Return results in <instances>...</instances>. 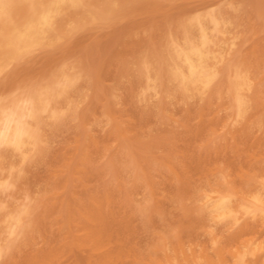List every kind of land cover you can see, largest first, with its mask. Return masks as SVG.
<instances>
[{
  "label": "rangeland",
  "instance_id": "1",
  "mask_svg": "<svg viewBox=\"0 0 264 264\" xmlns=\"http://www.w3.org/2000/svg\"><path fill=\"white\" fill-rule=\"evenodd\" d=\"M23 1L0 0V264H264V0ZM190 48L194 80L181 57Z\"/></svg>",
  "mask_w": 264,
  "mask_h": 264
},
{
  "label": "bare ground",
  "instance_id": "2",
  "mask_svg": "<svg viewBox=\"0 0 264 264\" xmlns=\"http://www.w3.org/2000/svg\"><path fill=\"white\" fill-rule=\"evenodd\" d=\"M25 1H26V0H25ZM25 1H23V3H24ZM28 1H29V0H28ZM30 1H31V0H30ZM101 1H102V0H101ZM108 1H109V0H108ZM108 1H107V2H108ZM112 1L115 2L114 0H112ZM119 1H120V0H119ZM210 1H211V0H210ZM35 2H36V1H35ZM69 2H70V1H69ZM178 2H179V1H178ZM180 2H181V1H180ZM195 2H196V1H195ZM0 3H1V2H0ZM26 3H29V2H26ZM36 3H37V2H36ZM41 3H42V2H41ZM44 3H45V1H44ZM65 3H67V2H65ZM74 3H75V5H76V2H74ZM101 3H103V2H101ZM104 3H105V2H104ZM115 3H116V2H115ZM197 3H198V2H197ZM203 3H204V2H203ZM213 3H214V1H213ZM213 3H212V4H213ZM68 4H70V3H68ZM72 4H73V3H72ZM108 4H109V3H108ZM110 4H111V3H110ZM112 4H113V3H112ZM140 4H141V3H140ZM172 4H173V3H172ZM200 4H201V3H200ZM200 4H199V5H200ZM205 4H206V7H207V5H210V2H209V4H207V3H205ZM26 5H27V4H26ZM33 5H34V4H33ZM44 5H46V4H44ZM66 5H67V4H66ZM102 5H103V4H100V5H98V6H102ZM115 5H116V4H115ZM138 5H139V4H138ZM202 5L204 6V4H201L200 6H202ZM70 6H71V5H70ZM79 6H80V5H79ZM103 6H104V5H103ZM113 6H114V4H113ZM135 6H136V5H135ZM20 7H21V6H20ZM26 7H27V6H26ZM53 7H54V6H53ZM68 7H69V6H68ZM76 7H78V6H76ZM115 7H116V6H115ZM206 7H205V8H206ZM74 8H75V7H74ZM79 8H80V7H79ZM102 8H103V7H102ZM102 8H101V9H102ZM20 9H21V8H20ZM27 9H28V8H27ZM71 9H72V8H71ZM99 9H100V7H99ZM114 9H115V8H114ZM29 10H31V9H29ZM33 10H34V7H33ZM33 10H32V11H33ZM102 10H104V8H103ZM137 10H138V9H137ZM11 11H12V10H11ZM19 11H21V10H19ZM24 11H25V10H24ZM34 11H35V10H34ZM37 11H38V10H37ZM65 11H66V8H65ZM65 11H64V12H65ZM70 11H71V10H70ZM204 11H205V10H204ZM17 12H18V11H17ZM38 12H39V11H38ZM41 12H42V11H41ZM104 12H105V11H104ZM241 12H242V11H241ZM13 13H14V12H13ZM45 13H46V12H45ZM66 13H67V12H66ZM208 13H209V11H208ZM63 14H64V13H63ZM103 14H104V13H103ZM106 14L108 15V12H106ZM115 14H116V13H115ZM241 14H242V13H241ZM26 15H27V13H26ZM40 15H41V13H40ZM80 15H81V14H80ZM82 15H83V14H82ZM113 15H114V14H113ZM116 15H117V14H116ZM213 15H214V14H213ZM53 16H54V15H53ZM214 16H215V15H214ZM244 16H245V15H244ZM10 17H11V16H10ZM30 17H31V16H30ZM60 17H61V16H60ZM63 17H64V16H63ZM78 17H81V16H78ZM108 17H109V16H108ZM238 17H239V16H238ZM18 18H20V17H18ZM45 18H46V17H45ZM55 18H56V16H55ZM55 18H54V19H55ZM136 18H137V17H136ZM216 18H217V16H216ZM38 19H39V18H38ZM83 19H84V18H83ZM29 20H30V19H29ZM41 20H43V19H41ZM19 21H20V20H19ZM21 21H22V20H21ZM77 21H78V20H77ZM96 21H97V20H96ZM239 21H240V20H239ZM14 22H15V21H14ZM52 22H53V21H52ZM52 22H51V23H52ZM56 22H58L57 19H56ZM59 22H60V21H59ZM79 22H80V20H79ZM79 22H78V24H79ZM188 22H190V21H188ZM192 22H193V21H192ZM192 22H191V23H192ZM46 23H47V22H46ZM175 23H176V22H175ZM191 23H190V24H191ZM232 23H233V22H232ZM237 23H238V22H237ZM22 24H23V23H22ZM22 24H21V25H22ZM49 24H50V23H49ZM76 24H77V23H75V25H76ZM244 24H245V23H244ZM50 25H51V24H50ZM57 25H58V24H57ZM71 25H72V24H71ZM15 26H16V24H15ZM47 26H48V25H47ZM51 26H52V25H51ZM217 26H218V25H217ZM226 26H227V29H228V25H226ZM241 26H242V24H241ZM24 27H25V26H24ZM2 28H3V27H2ZM74 28H75V26H74ZM74 28H73V30H74ZM76 28H77V27H76ZM171 28H172V27H171ZM233 28L236 29L235 27H233ZM237 28L239 29V27H237ZM242 28H243V27H242ZM6 29H7V28H6ZM35 29H36V28H35ZM35 29H34V30H35ZM231 29H232V27H231L229 30L231 31ZM234 29H232V30H234ZM238 29H237L236 31H238ZM249 29H250V28H249ZM39 30H40V29H39ZM179 30H180V29H179ZM195 30H196V29H195ZM0 31H1V30H0ZM2 31H3V30H2ZM28 31H29V30H28ZM47 31H48V30H47ZM49 31H50V30H49ZM74 31H75V30H74ZM74 31H73V32H74ZM243 31H245V29H243ZM25 32H26V30H25ZM175 32H176V31H175ZM181 32H182V31H181ZM206 32H207V31H206ZM234 32H235V31H233V33H234ZM245 32H246V31H245ZM245 32H244V33H245ZM70 33H71V32H70ZM196 33L198 34L197 31H196ZM225 33H226V32H225ZM228 33L231 34V32H228ZM233 33H232L231 35H233ZM236 33H237V32H236ZM236 33H235V36H237ZM239 33H240V32H239ZM239 33H238V34H239ZM2 34H4V33H2ZM66 34H67V33H66ZM179 34H180V33H179ZM207 34H209V33L207 32ZM5 35H6V34H5ZM5 35H4V36H5ZM14 35H15V34H14ZM52 35H53V34H51V36H52ZM33 36H34V35H33ZM195 36H196V35H195ZM195 36H194V37H195ZM239 36H240V35H239ZM11 37L13 38V36H11ZM49 37H50V36H49ZM54 37H55V36H54ZM197 37H198V35H197ZM201 37H202V35H201ZM208 37H209V36H208ZM231 37H232V36H231ZM6 38H7V36H6ZM9 38H10V37H9ZM19 38H20V37H19ZM205 38H207V37H205ZM44 39H45V38H44ZM44 39H43V40H44ZM181 39H182V37H181ZM194 39H195V38H194ZM233 39H234V38H233ZM233 39H232V40H233ZM237 39H238V38H237ZM8 40H9V39H8ZM26 40H27V39H26ZM45 40H47V39H45ZM45 40H44V41H45ZM179 40H180V38H179ZM189 40H190V39H189ZM189 40H188V41H189ZM201 40H202V38H201ZM210 40H212V39L210 38ZM235 40H236V39H235ZM1 41H2V40H1ZM11 41H12V40H11ZM13 41H14V40H13ZM17 41H18V40H17ZM17 41H16V42H17ZM23 41H24V40H23ZM23 41H22V42H23ZM32 41H33V39H32ZM199 41H200V40H199ZM5 42H6V41H5ZM35 42H36V41H35ZM193 42H194V40H193ZM202 42H203V41H202ZM225 42H226V41H225ZM228 42H229V41H228ZM235 42H236V41H235ZM237 42H238V41H237ZM237 42H236V43H237ZM10 43H11V42H10ZM18 43H19V42H18ZM20 43H21V42H20ZM42 43H43V42H42ZM180 43H181V42H180ZM188 43H189V42H188ZM197 43H200V42L197 41ZM232 43H233V41H232ZM232 43H231V44H232ZM236 43H235V45H236ZM38 44H39V43H38ZM177 44H178V43H177ZM194 44H195V43H194ZM215 44H216V43H215ZM3 45L5 46V44H3ZM8 45H9V44H8ZM76 45H77V44H76ZM174 45H175V44H174ZM184 45H185V44H184ZM237 45H238V44H237ZM186 46H187V45H186ZM211 46H212V45H211ZM231 46H233V45H231ZM249 46H250V45H249ZM2 47H3V46H2ZM2 47H1V49H3ZM13 47H16V48H17L18 46H13ZM31 47H32V46H31ZM47 47H48V46H47ZM47 47H46V49H47ZM183 47H185V46H183ZM183 47H182V48H183ZM189 47H190V46H189ZM195 47H196V46H195ZM254 47H255V46H254ZM11 48H12V47H10V49H11ZM29 48H30V47H29ZM34 48H36V46H35ZM42 48H43V47H42ZM44 48H45V46H44ZM44 48H43V49H44ZM199 48H200V47H199ZM245 48H247V47L245 46ZM23 49H25V48H23ZM38 49H39V48H38ZM38 49H37V51H38ZM183 49H184V48H183ZM28 50H29V49H28ZM30 50H32V49H30ZM202 50H203V49H202ZM241 50H242V49H241ZM251 50H252V49H251ZM3 51H6V50L4 49ZM232 51H234V50H232ZM242 51H243V50H242ZM11 52H12V50H11ZM23 52H24V51H23ZM249 52H250V51H249ZM3 53H4V52H3ZM12 53H13V52H12ZM224 53H225V52H224ZM230 53L233 54L231 51H230ZM34 54H35V53H34ZM246 54H247V56H248L249 53H246ZM257 54H258V53H257ZM1 55H2V54H1ZM1 55H0V56H1ZM9 55H10V54H9ZM9 55H8V56H9ZM18 55H19V54H18ZM238 55H239V54H238ZM238 55H237V56H238ZM242 55H243V54H242ZM251 55H252V54H251ZM261 55H262V54H261ZM6 56H7V55H6ZM176 56H177V55H176ZM193 56H195V48H194V49L190 48V49L187 50V51H182V54H181L182 62L186 65V69H187L188 73L190 74V76H191V77L193 78V80H194V78H195V74H196L197 76L200 75V74L198 73L199 71L196 70V68H195V64L191 61V59L193 58ZM204 56H205V55H204ZM231 56H232V55H231ZM234 56H235V55H234ZM32 57H33V56H32ZM221 57H222V55H221ZM241 57H242V56H241ZM259 57H260V56H259ZM11 58H12V57H11ZM16 58H18V56H17ZM213 58H214V57H213ZM213 58H212V59H213ZM227 58H228V57H227ZM237 58H238V59H237ZM237 58H236L235 60H238V61H236V62H238V65L235 64V66H238L237 69L239 70V57H237ZM260 58H261V57H260ZM207 59H209V58H207ZM240 59H241V58H240ZM244 59H245V58H244ZM246 59H247V58H246ZM2 60H3V59H2ZM128 60H129V59H128ZM193 60H194V59H193ZM213 60H215V59H213ZM241 60H242V59H241ZM260 60H261V59H260ZM260 60H259V61H260ZM5 61H7V60H5ZM38 61H39V60H38ZM52 61H53V60H52ZM73 61H74V60H73ZM197 61H198V60H196L195 62H197ZM207 61H208V60H207ZM233 61H234V60H233ZM233 61H231V62H233ZM12 62H13V61H12ZM36 62H37V61H36ZM208 62H209V61H208ZM208 62H207V63H208ZM217 62H218V61H217ZM222 62H223V60H222ZM222 62H221V63H222ZM225 62H226V60H225ZM243 62H244V61H243ZM5 63H6V62H5ZM8 63H9V60H8ZM116 63H117V62H116ZM209 63H210V62H209ZM218 63H219V62H218ZM218 63H217L216 65H214V66L217 67V66H218ZM234 63H235V62H234ZM2 64H3V63H2ZM241 64L244 65L243 63H241ZM252 64H254V63H252ZM6 65H7V64H6ZM197 65H199V64H197ZM4 66H5V65H4ZM70 66H71V65H70ZM201 66H203V65H201ZM219 66H220V65H219ZM222 66H223V65H222ZM230 66H231V65H230ZM23 67H24V66H23ZM39 67H40V66H39ZM63 67H65V66H63ZM212 67H213V65H212ZM232 67H233V65H232ZM241 67H242V66H241ZM258 67H259V66H258ZM0 68H1V67H0ZM35 68H36V67H35ZM60 68H61V67H60ZM60 68H59V69H60ZM66 68H67V67H65V69H66ZM214 68H215V67H214ZM68 69H69V68H68ZM197 69H198V68H197ZM233 69H234V67H233ZM235 69H236V68H235ZM237 69H236V70H237ZM242 69H243V68H242ZM244 69H245V68H244ZM1 70H2V69H1ZM1 70H0V71H1ZM56 70H57V69H56ZM63 70H64V69H63ZM63 70H61V72H62ZM129 70H130V69H129ZM132 70H133V69H132ZM202 70H203V69H202ZM217 70H218V69H217ZM220 70H221V69H220ZM236 70L233 71V72H235V74L238 72V70H237V71H236ZM64 71H65V70H64ZM205 71H206V70H205ZM209 71H210V69H209ZM242 71H244V70H242ZM242 71H241V72H242ZM262 71H263V70H262ZM81 72H82V71H81ZM81 72H80V73H81ZM127 72H128V71H127ZM206 72H207V71H206ZM210 72H211V71H210ZM55 73H56V72H55ZM67 73H68V72H67ZM132 73H133V72H132ZM59 74H61V73H59ZM59 74H58V75H59ZM128 74H129V73H128ZM233 74H234V73H233ZM235 74H234V77H236ZM238 74H240V73H237V74H236V75H237V80H238V78H239L240 76H242V75H244V76H247V75H248V74L245 75L244 72H243L242 75H241V74L238 75ZM249 74H250V73H249ZM43 75H44V74H43ZM54 75H55V74H54ZM54 75H53V77H54ZM64 75H66V74H64ZM64 75H63V78H64ZM187 75H188V74H187ZM250 75H251V74H250ZM250 75H249V76H250ZM257 75H258V74H257ZM100 76H101V75H100ZM200 76H202V75H200ZM238 76H239V77H238ZM249 76H248V77H249ZM65 77H66V76H65ZM70 77H71V76H70ZM188 77H189V76H188ZM229 77H230V75H229ZM229 77H228V79H229ZM232 77H233V76H232ZM232 77H231V80H233ZM251 77H252V76H251ZM5 78H6V76H5ZM36 78H37V77H36ZM63 78H61V79H63ZM67 78H68V77H67ZM67 78H66V79H67ZM76 78H77V77H76ZM78 78H79V77H78ZM199 78H200V77H199ZM243 78H244V77H243ZM243 78H242V81H244ZM252 78H253V77H252ZM41 79H42V77H41ZM54 79H55V77H54ZM64 79H65V78H64ZM178 79H179V78H178ZM185 79H186V78H185ZM249 79H250V78H249ZM249 79H248V80H249ZM56 80H58V79H56ZM69 80L71 81V79H69ZM75 80H76V79H75ZM190 80H191V79H190ZM193 80H192V81H193ZM198 80H199V79H198ZM201 80H202V79H201ZM205 80H206V79H205ZM231 80H230V81H231ZM245 80H246V78H245ZM39 81H40V80H39ZM64 81H66V80H64ZM70 81H68V82H70ZM77 81H78V80H77ZM192 81H191L190 83H192ZM206 81H207V80H206ZM230 81H227L225 84H227L228 82H229V84H230ZM235 81H236V79H235ZM235 81H234V82H235ZM239 81H240V80H239ZM253 81H254V79H253ZM33 82H34V81H33ZM46 82H47V81H46ZM72 82H73V81H72ZM130 82H131V81H130ZM133 82H134V81H133ZM185 82H186V81H185ZM193 82H194V81H193ZM220 82H221V81H220ZM234 82H232V83L234 84ZM236 82H237V81H236ZM250 82H251V81H250ZM255 82H256V81H255ZM255 82H254V83H255ZM263 82H264V81H263ZM35 83H36V82H35ZM73 83H74V82H73ZM199 83H200V82H199ZM199 83H198V84H199ZM257 83H258V82H257ZM259 83H261V82H259ZM38 84H39V82H38ZM50 84H51V82H50ZM58 84H59V82H58ZM64 84H65V83H64ZM135 84H136V83H135ZM221 84H222V83H221ZM243 84H244V83H243ZM245 84H246V83H245ZM252 84H253V82H252ZM252 84H251V85H252ZM30 85H31V84H30ZM59 85H60V84H59ZM67 85H68V84H67ZM85 85H86V84H85ZM131 85H132V84H131ZM186 85H187V83H186ZM192 85H193V84H192ZM235 85L237 86L236 83H235ZM238 85H239V84H238ZM259 85L261 86V84H259ZM262 85H264V84H262ZM33 86H34V84H33ZM38 86H39V85H38ZM48 86H49V85H48ZM152 86H154V85H152ZM207 86H208V85H207ZM223 86H224V88H225L226 85H223ZM241 86H242V85H241ZM241 86H240V87H241ZM249 86H250V83H249ZM260 86H259V87H260ZM44 87L46 88V86H44ZM56 87H57V85H56ZM56 87H54L55 90L57 89ZM58 87H59V86H58ZM60 87H61V86H60ZM82 87H84V86H82ZM86 87H87V86H86ZM130 87H132V86H130ZM186 87H187V86H186ZM192 87H193V86H192ZM251 87H254V86H251ZM255 87H256V86H255ZM255 87H254V88H255ZM261 87H262V86H261ZM263 87H264V86H263ZM37 88H38V87H37ZM42 88H43V87H42ZM63 88H64V87H63ZM136 88H137V87H136ZM150 88H151V87H150ZM198 88H199V85H198ZM234 88H236V87H234ZM237 88H238V87H237ZM243 88H244V87H243ZM248 88H250V87H248ZM254 88H253V89H254ZM257 88H258V87H257ZM23 89H24V88H23ZM43 89H44V88H43ZM49 89H50V88H48V90H49ZM60 89H62V88H60ZM133 89H134V88H133ZM195 89H197V88H195ZM195 89H194V90H195ZM241 89H242V88H239V90H238V89H237V90L242 92ZM245 89H246V88H245ZM261 89H262V88H261ZM147 90H148V89H147ZM147 90H146V91H147ZM152 90H153V89H152ZM194 90H193V91H194ZM212 90H213V89H212ZM216 90H217V89H216ZM248 90H249V89H248ZM250 90H251V89H250ZM254 90H256V88H255ZM22 91H23V90H22ZM22 91H20V92H22ZM46 91H47V89H46ZM80 91H81V90H80ZM131 91H132V89H131ZM164 91H165V90H164ZM173 91H174V90H173ZM193 91H192V92H193ZM213 91H214V90H213ZM213 91H212V92H213ZM225 91H226V89H225ZM227 91H228V90H227ZM230 91H231V90H230ZM238 91L235 90L234 92H237V93H238ZM260 91H261V90H260ZM39 92H40V91H39ZM103 92H104V91H103ZM179 92H180V91H179ZM192 92H191V93H192ZM204 92H205V91H204ZM210 92H211V91H210ZM262 92L264 93V91H261V93H262ZM1 93H2V92H1ZM1 93H0V94H1ZM35 93H36V92H35ZM54 93H55V92H54ZM60 93H61V92H60ZM80 93H81V92H80ZM147 93H148V92H147ZM153 93H155V92H153ZM159 93H160V92H159ZM162 93H163V92H162ZM213 93H214V92H213ZM216 93H218V92H216ZM224 93H225V92H224ZM243 93H246V92L243 91ZM17 94H18V93H17ZM38 94H40V93H38ZM50 94H51V93H50ZM76 94H77V91H76L75 95H76ZM85 94H87V93H85ZM104 94H105V93H104ZM207 94H208V93H207ZM211 94H212V93H211ZM231 94H232V92H231ZM255 94H256V93H255ZM257 94H258V92H257ZM14 95H15V94H14ZM18 95H19V94H18ZM45 95H46V94H45ZM51 95H52V94H51ZM58 95H60V94H59V91H58V94H57V96H56L57 98H58ZM72 95H74V94L72 93ZM82 95H83V93H82ZM185 95H186V94H185ZM201 95H202V93H201ZM234 95H237V94H234ZM258 95H259V94H258ZM11 96H12V95H11ZM43 96H44V94H43ZM43 96H42V97H43ZM53 96H54V95H53ZM84 96H85V95H84ZM144 96H145V95H144ZM156 96H157V95H156ZM172 96H173V95H172ZM196 96H197V95H196ZM209 96H211V95L209 94ZM224 96H225V95H224ZM238 96H239V95H238ZM238 96H237V97H238ZM243 96H244V95H243ZM249 96H250V95H249ZM261 96H262V95H261ZM7 97H8V96H6V97L4 96V98H7ZM9 97H10V96H9ZM28 97H29V96H28ZM28 97H27V98H28ZM48 97H50V95H49ZM59 97H61V95H60ZM81 97H83V96H81ZM137 97H138V96H137ZM176 97H177V96H176ZM198 97H199V96H198ZM234 97H235V96H234ZM237 97H236V98H237ZM252 97H253V96H252ZM35 98H36V97H35ZM38 98H39V97H38ZM43 98H44V97H43ZM43 98H42V101H43ZM72 98H75V97L73 96ZM114 98H115V97H114ZM139 98H140V97H139ZM151 98H152V97H151ZM157 98H158V97H157ZM184 98H185V97H184ZM192 98H193V97H192ZM195 98H196V97H195ZM215 98H216V97H215ZM219 98H220V97H219ZM226 98H227V97H226ZM240 98H241V97H240ZM240 98H239V99H240ZM245 98H246V96H245ZM249 98H250V97H249ZM249 98H247V99H249ZM257 98H258V97H257ZM16 99H17V98H16ZM47 99H48V98H47ZM67 99H68V98H67ZM75 99H77V98H75ZM93 99L95 100L96 98H93ZM137 99H138V98H136V100H137ZM154 99H156V98H154ZM165 99H166V98H165ZM171 99H172V98H171ZM200 99H201V97H200ZM210 99H212V98H210ZM210 99H208V100L210 101ZM253 99H255V98H253ZM10 100H12V99H10ZM37 100H39V99H37ZM72 100H73V99H72ZM77 100H78V99H77ZM149 100H152V101H153V99H149ZM149 100H148V101H149ZM185 100H187V99L185 98ZM189 100H190V99H189ZM217 100H218V99H217ZM237 100H238V99H237ZM243 100H244V99H243ZM5 101H6V100H5ZM39 101H40V100H39ZM55 101H56V100H55ZM64 101H65V100H64ZM142 101L144 102L145 100H142ZM191 101H192V100H191ZM193 101H194V99H193ZM197 101H198V100H197ZM214 101H215V99H214ZM246 101H247V100H246ZM246 101H243V102H246ZM261 101H262V100H261ZM263 101H264V100H263ZM50 102H51V101H50ZM69 102H70V100H69ZM69 102H68V103H69ZM71 102H72V101H71ZM79 102H80V101H79ZM92 102L94 103V101H92ZM137 102L139 103V102H140V99H139V101L137 100ZM171 102H172V101H171ZM194 102H196V101H194ZM215 102H216V101H215ZM36 103H37V101H36ZM36 103H35V104H36ZM38 103H39V102H38ZM40 103H41V102H40ZM48 103H49V102H48ZM58 103H59V102H58ZM62 103H64V102H62ZM68 103H67V104H68ZM149 103H150V102H149ZM189 103H191V102H189ZM189 103H187V104H189ZM197 103H198V102H197ZM205 103H207V102H205ZM254 103H255V102H254ZM261 103H262V102H261ZM45 104H47V103H45ZM53 104H54V102H53ZM74 104H75V103H74ZM139 104H140V103H139ZM141 104H142V103H141ZM144 104H145V102H144ZM152 104H153V103H152ZM185 104H186V103H185ZM207 104H208V103H207ZM216 104H217V103H216ZM244 104H245V103H244ZM58 105H59V104H58ZM63 105L66 106V104H63ZM72 105H73V103H72ZM84 105H85V104H84ZM195 105H196V104H195ZM208 105H209V104H208ZM211 105H212V104H211ZM217 105H218V104H217ZM249 105H250V103H249ZM255 105H256V104H255ZM257 105H259V104H257ZM21 106H22V105H21ZM49 106H50V103H49ZM49 106H48V107H49ZM54 106H55V105H54ZM59 106H60V105H59ZM59 106H58V107H59ZM148 106H150V105H148ZM188 106H189V105H188ZM235 106H236V104H235ZM241 106H242V105H241ZM56 107H57V105H56ZM63 107H64V106H63ZM76 107H77V106H76ZM92 107H93V106H92ZM142 107H143V106H142ZM161 107H162V106H161ZM190 107H191V106H190ZM243 107H244V105H243ZM250 107H251V106H250ZM258 107H259V106H258ZM19 108H20V107H19ZM69 108H70V107H69ZM69 108H68V109H69ZM151 108H152V107H149L148 109L150 110ZM218 108H219V107H218ZM218 108H217V111H219ZM226 108H227V107H226ZM231 108H232V107H231ZM237 108H238L237 110H239L238 104H237ZM37 109H38V108H37ZM50 109H51V108H50ZM52 109H53V107H52ZM55 109H56V108H55ZM73 109H74V107H73ZM152 109H153V108H152ZM206 109H207V108H206ZM232 109H233V108H232ZM232 109L229 108V109H227V111H228V110L231 111ZM234 109H235V111H236V108H234ZM240 109H241V108H240ZM252 109H253V108H252ZM254 109H256V108L254 107ZM263 109H264V104H263ZM60 110H61V109H60ZM149 110H146V111L149 112ZM154 110H155V109H154ZM207 110H208V109H207ZM246 110H247V109H246ZM249 110H251V109H249ZM258 110H259V109H258ZM260 110H261V109H260ZM260 110H259V111H260ZM11 111H12V110H11ZM37 111H38V110H37ZM53 111H54V110H53ZM65 111H66V110H65ZM93 111H94V110H93ZM152 111H153V110H152ZM156 111H157V110H156ZM161 111H162V110H161ZM161 111H160V112H161ZM205 111H206V110H205ZM215 111H216V110H215ZM241 111L243 112V109H242ZM244 111H245V110H244ZM247 111H248V110H247ZM259 111H258V112H259ZM18 112H19V111H18ZM18 112H17V113H18ZM46 112H47V111H46ZM117 112H118V111H117ZM162 112H163V111H162ZM202 112H203V111H202ZM209 112H210V111H209ZM231 112H232V111H231ZM239 112H240V111H239ZM239 112H238V113H239ZM245 112H246V111H245ZM248 112H249V114H250V112H252V111H248ZM258 112H256V113H258ZM260 112H261V111H260ZM40 113H41V112H40ZM53 113H55V111H54ZM58 113H59V112H58ZM62 113H63V111H62ZM62 113H61V115H62ZM149 113H150V112H149ZM215 113H216V112H215ZM219 113H220V111H219ZM224 113H227V112H225V109H224ZM256 113H255V114H256ZM262 113H263V112H262ZM35 114H36V110H35ZM144 114H145V113H144ZM202 114H204V113H202ZM209 114H210V113H209ZM211 114H212V113H211ZM227 114H228L229 116H231V114H233V113H231V114L227 113ZM227 114H225V115H227ZM235 114H236V112H235ZM240 114H241V113H240ZM245 114H246V113H245ZM249 114H248V115H249ZM252 114H253V113H252ZM260 114H261V113H260ZM17 115H18V114H17ZM17 115L15 116L16 118H17ZM45 115H46V114H45ZM47 115H48V114H47ZM52 115H54V114H52ZM55 115H56V114H55ZM154 115H155V114H154ZM161 115H162V113H161ZM163 115H164V114H163ZM206 115H208V114H206ZM212 115H214V113H213ZM216 115H217V114H215V116H216ZM233 115H234V114H233ZM237 115H238V114H237ZM237 115H236V117H239V116H237ZM241 115H242V114H241ZM49 116H50V115H49ZM234 116H235V115H234ZM249 116H250V115H249ZM257 116H259V115L256 114V118H255L254 120H256V119L258 118ZM46 117H48V116H46ZM63 117H64V116H63ZM65 117H66V116H65ZM69 117H70V116H69ZM69 117H68V115H67V118H68V119H69ZM124 117H125V116H124ZM157 117H158V116H157ZM163 117H164V116H163ZM205 117H206V116H205ZM217 117H218V115L216 116V118H217ZM225 117H226V116H224V118H225ZM243 117H245V116L243 115ZM253 117H254V114H253ZM253 117H252V118H253ZM263 117H264V115H263ZM43 118H44V117H43ZM51 118H53V116H52ZM60 118H61V117H60ZM202 118H203V117H202ZM228 118L230 119V117H228ZM228 118H226V119H228ZM252 118H251V119H252ZM33 119H34V118H33ZM38 119H39V118H38ZM45 119H46V118H45ZM53 119H54V118H53ZM65 119H66V118H65ZM68 119H67V120H68ZM127 119H128V118H127ZM158 119H160V118H158ZM203 119H204V118H203ZM214 119H215V118H214ZM214 119H213V120H214ZM226 119H225V120H226ZM234 119H235V118H234ZM236 119H237V118H236ZM245 119H246V117H245ZM248 119H249V117H248ZM251 119H249V120H251ZM258 119H259V118H258ZM28 120H29V119H28ZM122 120H123V119H122ZM162 120H163V119H162ZM179 120H180V119H179ZM181 120H183V119H181ZM197 120H198V119H197ZM222 120H224V119H222ZM232 120H233V119H232ZM241 120H242V119H241ZM241 120H240V121H241ZM243 120H244V119H243ZM254 120H252V121H254ZM36 121H37V120H36ZM40 121H41V120H40ZM46 121H47V120H46ZM56 121H57V120H56ZM184 121H185V120H184ZM220 121H221V120H220ZM220 121H218L219 123L217 122V124H220ZM226 121H227V120H226ZM247 121H248V120H247ZM247 121H246V122H247ZM258 121H259V120H258ZM42 122H43V121H42ZM64 122H65V121H64ZM70 122H71V121H70ZM72 122H73V121H72ZM125 122H126V121H125ZM178 122H179V121H178ZM202 122H203V121H202ZM210 122H211V124L208 123L209 126H210V125H213V126H214V124L212 123V119H211ZM221 122H222V121H221ZM224 122H225V121H224ZM224 122H223V123H224ZM228 122H229V120H228ZM235 122H236V121H235ZM237 122H238V119H237ZM237 122H236V123H237ZM249 122H251V121H249ZM260 122H261V119H260ZM262 122H263V120H262ZM4 123H5V121H4ZM31 123H32V122H31ZM114 123H115V122H114ZM123 123H124V122H123ZM163 123H165V122L162 121V124H163ZM166 123H168V121H167ZM239 123H240V122H239ZM258 123H259V122H258ZM263 123H264V122H263ZM26 124H27V123H26ZM26 124H25V125H26ZM33 124H34V123H33ZM33 124H31V125H33ZM35 124H36V123H35ZM35 124H34V127H35ZM50 124H51V123H50ZM50 124H49V125H50ZM133 124H135V123H133ZM176 124H177V123H176ZM176 124H175V125H176ZM183 124H184V127H186V126H185V122H184ZM183 124H182V125H183ZM221 124H222V123H221ZM221 124H220V125H221ZM224 124L226 125V123H224ZM230 124H231V123H230ZM230 124H229V125H230ZM246 124H247V123H246ZM256 124H257V123H256ZM53 125H55V124H53ZM62 125H63V124H62ZM88 125H89V124H88ZM115 125H116V124H115ZM124 125H125V124H124ZM136 125H137V124H136ZM232 125H233V123H232ZM242 125H243V123H242ZM263 125H264V124H263ZM13 126H14V125H13ZM27 126H28V125H27ZM41 126H42V125H41ZM45 126H46V125H45ZM138 126H139V125H138ZM168 126L170 127V125H168ZM222 126H223V125H222ZM239 126H241V125H239ZM239 126H238V127H239ZM250 126H251V124L249 125V127H250ZM253 126H254V125H253ZM165 127H166V126H165ZM174 127H175V126H174ZM206 127H207V126H206ZM220 127H221V126H220ZM223 127H224V126H223ZM228 127H229V126H228ZM238 127H237V128H238ZM243 127H244V126H243ZM243 127L241 126V128H243ZM255 127H257V126H255ZM26 128H28V127H26ZM167 128H168V127H167ZM229 128H231V127H229ZM232 128H234V130H235V128H236V127H235V124H234V126H233ZM247 128H248V125H247ZM259 128H260V127H259ZM263 128H264V127H263ZM30 129H31V128H30ZM35 129H37V127H36ZM163 129H164V128H163ZM174 129H177V128H174ZM194 129H195V128H194ZM245 129H246V128H245ZM245 129H244V130H245ZM251 129H253V128L251 127ZM256 129H258V128H256ZM37 130H38V129H37ZM87 130H88V129H87ZM160 130H161V128H160ZM200 130H201V129H200ZM206 130H207V129H206ZM213 130H215V129H213ZM230 130H231V129H230ZM237 130H238V132H239V129H237ZM242 130H243V129H242ZM244 130H243V132H244ZM246 130H247V129H246ZM249 130H250V129H249ZM12 131H13V130H12ZM21 131H22L21 129H19V130L17 131V136H20V135H21V133H22ZM25 131H26V130H25ZM29 131H30V130H29ZM89 131H90V130H89ZM158 131H159V130H158ZM167 131H168V130H167ZM167 131H166V132H167ZM204 131H205V130H204ZM240 131H241V130H240ZM247 131H248V130H247ZM255 131H256V130L254 129L253 132H255ZM260 131H264V129H262V130H260ZM37 132H38V131H37ZM37 132H36V134H37ZM90 132H91V131H90ZM162 132H163V131H162ZM213 132H214V131H213ZM236 132H237V131L235 130V133H236ZM243 132H242V133H243ZM249 132H250V131H249ZM251 132H252V131H251ZM258 132H259V131H258ZM23 133H24V132H23ZM106 133H107V132H106ZM200 133H202V132H200ZM211 133H212V131H211ZM224 133H228V131H227V132H224ZM233 133H234V132H233ZM233 133H232V136H233ZM239 133H241V132H239ZM239 133H238V134H239ZM242 133H241V134H242ZM245 133H246V131H245ZM8 134H9V133H8ZM156 134H157V133H156ZM165 134H166V133H165ZM195 134H196V132H195ZM198 134H199V133H198ZM198 134H197V135H198ZM238 134H237V135H238ZM247 134H248V132H247ZM249 134H250V133H249ZM254 134H255V133H254ZM254 134H253V135H254ZM256 134H258L257 131H256ZM256 134H255V135H256ZM261 134H262V133H261ZM91 135H92V134H91ZM125 135H126V134H125ZM145 135H146V134H145ZM174 135H175V133H174ZM209 135H210V134H209ZM244 135H245V134H244ZM253 135H252V136H253ZM259 135H260V134H259ZM28 136H29V135H28ZM93 136H94V135H93ZM137 136H138V135H137ZM159 136H160V134H159ZM198 136H199V135H198ZM212 136H213V134H212ZM225 136H226V134H225ZM245 136H246V135H245ZM247 136H248V135H247ZM260 136H261V135H260ZM91 137H92V136H91ZM172 137H173V136H172ZM195 137H196V136H195ZM228 137H230L229 134H228ZM240 137H242V136H240ZM253 137H254V136H253ZM256 137H257V136H256ZM263 137H264V136H263ZM22 138H23V137H22ZM29 138H30V137H29ZM93 138H94V137H92V139H93ZM95 138H96V137H95ZM151 138H152V135H151ZM156 138H157V136H156ZM215 138H216V137H215ZM218 138H219V137H217V139H218ZM242 138H243V137H242ZM246 138H248V137H246ZM146 139H147V138H146ZM159 139H160V137H159ZM170 139H171V138H170ZM205 139H206V138H205ZM208 139H209V137H208ZM211 139H212V137H211ZM222 139H223V138H222ZM227 139H228V138H227ZM232 139H233V138H232ZM250 139H251V138H250ZM259 139H260V138H259ZM259 139L257 138V140H259ZM262 139H263V138H262ZM20 140H21V139H20ZM26 140H27V139H26ZM29 140H30V139H29ZM93 140H94V139H93ZM130 140H131V139H130ZM160 140H161V139H160ZM215 140H216V139H215ZM215 140H214V141H215ZM225 140H226V139H224V141H225ZM229 140H231V139H229ZM234 140H235V138H234ZM243 140H244V139H243ZM246 140H247V139H245V141H246ZM5 141H6V140H5ZM27 141H28V140H27ZM144 141H145V139H144ZM164 141H165V140H164ZM206 141H207V140H206ZM211 141H212V140H211ZM221 141H222V140H221ZM232 141H233V140H232ZM240 141H241V140H240ZM251 141H252V140H251ZM263 141H264V140H263ZM29 142H30V141H29ZM170 142H171V141H170ZM170 142H169V143H170ZM217 142H218V141H217ZM225 142H226V141H225ZM227 142H228V140H227ZM235 142H237V140H236ZM241 142H242V141H241ZM243 142H244V141H243ZM246 142H247V141H246ZM246 142H245V143H246ZM252 142H253V141H252ZM257 142H258V141H257ZM26 143H27V142H26ZM92 143H93V142H92ZM95 143H96V142H95ZM134 143H135V142H134ZM137 143H138V142H137ZM162 143H163V141H162ZM169 143H168V144H169ZM214 143H215V142H214ZM238 143H239V142H238ZM255 143H256V141H255ZM115 144H116V143H115ZM145 144H146V142H145ZM166 144H167V143H166ZM222 144H223V143H222ZM228 144H229V142H228ZM230 144H231V143H230ZM236 144H237V143H236ZM248 144H249V142H248ZM252 144H254V143H252ZM252 144H251V145H252ZM126 145H127V144H126ZM136 145H137V144H136ZM159 145L161 146V144H159ZM170 145H171V144H170ZM212 145H213V144H212ZM258 145H259V144H258ZM3 146H6V144H4ZM23 146H24V145H23ZM33 146H34V145H33ZM111 146H112V145H111ZM138 146H139V145H138ZM201 146L203 147V145H201ZM219 146H220V145H219ZM224 146H225V145H224ZM227 146H229V145H227ZM230 146H231V145H230ZM237 146H238V145H237ZM239 146H240V145H239ZM242 146H243V145H242ZM246 146H247V145H246ZM18 147H19V146H18ZM161 147H162V146H161ZM202 147H201V148H202ZM205 147H206V146H205ZM222 147H223V146H222ZM251 147H252V146H251ZM251 147H250V148H251ZM253 147H256V145H253ZM253 147H252V149H253ZM260 147H261V146H260ZM24 148H25V147H24ZM147 148H150V146H149V147L147 146ZM151 148H152V147H151ZM151 148H150V149H151ZM155 148H157V147H155ZM164 148H165V147H164ZM208 148H209V147H208ZM218 148H219V147H218ZM225 148H226V146H225ZM235 148H237V147H235ZM241 148H242V147H241ZM248 148H249V147L247 146L248 158H249L251 155H249L250 152H249ZM262 148L264 149V147H262ZM5 149H6V148H4V149L1 148V150H5ZM15 149H16V148H15ZM108 149H109V148H108ZM111 149H113V147H112ZM111 149H110V150H111ZM129 149H130V148H129ZM209 149H210V148H209ZM231 149H232V148H231ZM233 149H234V148H233ZM239 149H240V148H239ZM243 149H244V148H243ZM243 149H242V150H243ZM254 149H255V148H254ZM256 149H257V148H256ZM258 149H259V148H258ZM263 149H262V150H263ZM17 150H19V149H17ZM17 150H15V151H17ZM31 150H32V148H31ZM158 150H159V149H158ZM158 150H157V151H158ZM168 150H169V148H168ZM244 150H245V149H244ZM128 151H129V150H128ZM132 151H133V150H132ZM138 151H140V150H138ZM145 151H146V150H145ZM152 151H153V150H152ZM154 151H155V150H154ZM160 151H161V149H160ZM162 151H163V150H162ZM211 151H213V150H211ZM216 151H217V150H215L214 152H216ZM236 151H239V150H236ZM250 151H251V149H250ZM260 151H261V150H260ZM18 152H19V151H18ZM24 152H25V151H24ZM96 152H97V151H96ZM163 152H164V151H163ZM203 152H204V151H203ZM241 152H243V151H241ZM262 152H263V151H262ZM104 153H105V150H104ZM126 153H127V152H126ZM126 153H125V154H126ZM132 153H134V152H132ZM155 153H156V151H155ZM166 153H167V152H166ZM224 153H226V151H225ZM233 153H234V151H233ZM233 153H232V154H233ZM237 153H238V152H237ZM257 153H258V152H257ZM257 153H256V154H257ZM16 154H18V153L16 152ZM160 154H161V153H160ZM162 154H163V153H162ZM168 154H169V153H168ZM205 154H206V153H204V155H205ZM238 154H239V156H240V153H238ZM252 154H254V153H252ZM261 154H263V153H261ZM10 155H11V154H10ZM105 155H106V153H105ZM130 155H131V154H130ZM138 155H139V152H138ZM158 155H159V154H158ZM234 155H235V153H234ZM236 155H237V154H236ZM0 156H2L1 153H0ZM21 156H22V155H21ZM40 156H41V155H40ZM126 156H127V155H126ZM131 156H132V155H131ZM145 156H146V155H145ZM167 156H168V155H167ZM239 156H237V157H239ZM243 156H247V155H246L245 153H243ZM258 156H260V155L258 154ZM261 156H262V155H261ZM5 157H6V155H5ZM14 157H15V156H14ZM96 157H97V156H96ZM162 157H163V155H162ZM162 157H161V158H162ZM169 157H170V156H169ZM199 157H200V156H199ZM204 157H205V156H204ZM232 157H233V155H232ZM254 157H255V156H254ZM16 158H17V157H16ZM18 158H20V157H18ZM99 158H100V157H99ZM167 158H168V157H167ZM171 158H172V157H171ZM240 158H241V156H240ZM242 158H243V157H242ZM246 158H247V157H246ZM252 158H253V157H252ZM13 159H14V158H13ZM112 159H113V158H112ZM169 159H170V158H169ZM203 159H205V158H203ZM225 159H226V158H225ZM228 159H229V158H227V161L229 162L230 159H229V160H228ZM235 159H236V158H235ZM243 159H245V158H243ZM250 159H251V158H250ZM250 159H249V161H250ZM253 159H255V158H253ZM253 159H252V160H253ZM262 159H263V158H262ZM262 159H261V160H262ZM26 160H27V159H26ZM117 160H118V158H117ZM125 160H126V159H125ZM149 160H150V159H149ZM167 160H168V159H167ZM236 160H237V159H236ZM236 160H235V161H236ZM163 161H164V160H163ZM169 161H171V160H169ZM180 161H181V160H180ZM238 161H239V160H238ZM238 161L236 162V164L238 163ZM249 161H248V159H247V162H249ZM256 161H257V160H255V161H253V162H256ZM175 162H177V161H175ZM175 162H174V163H175ZM182 162H183V161H182ZM199 162H201V161H199ZM224 162H226V161H224ZM245 162H246V161H245ZM247 162H246V163H247ZM253 162H252V163H253ZM257 162H259V161H257ZM260 162H261V161H260ZM262 162H263V161H262ZM262 162H261V163H262ZM0 163H1V162H0ZM115 163H116V162H115ZM172 163H173V162H172ZM205 163H206V162H205ZM249 163H250V162H249ZM2 164H3V163H2ZM2 164H1V165H2ZM200 164H202V162H201ZM200 164H198V166H199ZM232 164H233V163H232ZM18 165H19V164H18ZM175 165H176V164H175ZM177 165H178V164H177ZM222 165L224 166V163H222ZM225 165H226V163H225ZM233 165H235V164H233ZM233 165H231V166H233ZM239 165H240V164H239ZM244 165H245V164H244ZM249 165H250V164H249ZM249 165H248V163H247L246 167H248ZM251 165H253V164H251ZM251 165H250V166H251ZM256 165L258 166V164H256ZM262 165H264V164H262ZM170 166H171V165H170ZM173 166H174V165H173ZM196 166H197V165H196ZM210 166H212V165H210ZM218 166H219V165H218ZM220 166H221V165H220ZM220 166H219V167H220ZM231 166H230V167H231ZM250 166H249V167H250ZM257 166H256V167H257ZM0 167H1V166H0ZM2 167H3V166H2ZM2 167H1V168H2ZM11 167H12V166H11ZM118 167H119V166H118ZM161 167H163V166H161ZM168 167H169V166H168ZM183 167H184V166H183ZM204 167H205V166H204ZM214 167H215V166H214ZM221 167H222V166H221ZM227 167H228V166H225V168H224L225 171H226V168H227ZM233 167H234V166H233ZM237 167H238V166H236V169H237ZM242 167H243V166H242ZM242 167H241V169H242ZM261 167H262V166H261ZM186 168H188V167H186ZM202 168H203V167H202ZM210 168H211V167H210ZM135 169H136V168H135ZM173 169H174V168H173ZM246 169H248V168H246ZM261 169H262V168H261ZM9 170H12V169H9ZM129 170H131V169H129ZM205 170H207V169H205ZM210 170H211V169H210ZM216 170H217V169H216ZM248 170H249V169H248ZM248 170H247V171H248ZM251 170H252V169H251ZM4 171H5V170H4ZM20 171H21V170H20ZM174 171H175V170H174ZM203 171H204V169H203ZM214 171H215V170H213V172H214ZM245 171H246V170H245ZM249 171H250V170H249ZM253 171H254V169H253ZM257 171H258V170H257ZM257 171H256V172H257ZM262 171L264 172L263 169H262ZM0 172H2V171H0ZM176 172H177V171H175V173H176ZM7 173H8V172H7ZM177 173H178V172H177ZM177 173H176V174H177ZM218 173H219V172H218ZM230 173L232 174L233 172L230 171ZM257 173H258V172H257ZM260 173H262V172L259 171V174H260ZM1 174H2V173H1ZM1 174H0V175H1ZM19 174H20V173H19ZM205 174H206V173H205ZM215 174H217V172H216ZM215 174H214V175H215ZM228 174H229V173H228ZM234 174H235V172H234ZM242 174H243V173H242ZM251 174H252V173H251ZM259 174H258V175H259ZM184 175H185V174H184ZM208 175H209V174H208ZM229 175H230V174H229ZM8 176H9V175H8ZM178 176H179V174H178ZM180 176H181V175H180ZM212 176H213V175H212ZM219 176H220V175H219ZM219 176H217V179H219ZM235 176H236V175H235ZM239 176H240V175H239ZM256 176H257V175H256ZM263 176H264V173H263L262 177H263ZM18 177H19V176H18ZM213 177H214V176H213ZM230 177H231V176H230ZM236 177H237V176H236ZM236 177H235V179H236ZM184 179H185V177H184ZM186 179H187V176H186ZM235 179H234V180H235ZM242 179H243V177H242ZM182 180H183V176H182ZM187 180H188V179H187ZM189 180H190V178H189ZM220 180H221V179H220ZM236 180H238V179H236ZM213 181H214V180H213ZM217 181H219V180H217ZM140 182H141V181H140ZM143 182H144V181H143ZM173 182H174V181H173ZM176 182H177V181H176ZM214 182H215V181H214ZM222 182H223V180H222ZM6 183H7V182H6ZM126 183H127V182H126ZM126 183H125V184H126ZM177 183H178V182H177ZM223 183H224V182H223ZM231 183H234V182H231ZM174 184H175V182H174ZM5 185H6V184H5ZM221 185H222V184H221ZM229 185H230V184H229ZM119 186H120V185H119ZM214 186H215V185H214ZM216 186H217V185H216ZM230 186H231V185H230ZM246 186H247V185H246ZM250 186H251V185H250ZM3 187H4V183H3ZM5 187H7V186H5ZM220 187H221V186H220ZM9 188H10V187H9ZM192 188H193V187H192ZM192 188L190 189V191L193 190ZM222 188H223V187H222ZM238 188H240V187H238ZM246 188H247V187H246ZM248 188H249V187H248ZM250 188H251V187H250ZM205 189H206V188H205ZM213 189H214V188H213ZM241 189H242V188H241ZM257 189H258V188H257ZM5 190H6V188H5ZM144 190H145V188H144ZM206 190H207V189H206ZM223 190H224V189H223ZM236 190H237V189H236ZM239 190H240V189H239ZM239 190H237V191L239 192ZM258 190H260V189H258ZM195 191H196V190H195ZM196 192H197V191H196ZM207 192H208V191H207ZM238 192H237V193H238ZM240 192H241V191H240ZM252 192H253V191H252ZM262 192H264V191H262ZM262 192H261V194L264 196V194H263ZM2 193H3V192H2ZM192 193H193V191H192ZM223 193H224V192H223ZM247 193H248V192H247ZM249 193H250V192H249ZM249 193H248V194H249ZM221 194H222V193H221ZM245 194H246V193H245ZM248 194H246V195L248 196ZM252 194H253V193H252ZM257 194H258V193H257ZM183 195H184V194H183ZM188 195H189V194H188ZM236 195H237V194H236ZM238 195H239V194H238ZM198 197H199V196H198ZM27 198H28V197H27ZM187 198H188V196H187ZM200 198H201V197H200ZM200 198H199V199H200ZM213 198H215V196H213ZM262 198H263V197H262ZM248 199H249V198H248ZM129 200H130V199H129ZM174 200H175V199H174ZM203 200H205V199H203ZM213 200H214V199H213ZM216 200H217V199H216ZM236 200H238V199H236ZM32 201H33V200H32ZM47 201H48V200H47ZM177 201H178V199H177ZM199 201H200V200H199ZM197 202H198V201H197ZM234 202H236V201H234ZM238 202H239V201H238ZM30 203H31V202H30ZM174 203H175V202H174ZM195 203H196V202H195ZM209 203H211V202H209ZM230 203H231V202H230ZM230 203H229V204H230ZM206 205H207V204H206ZM206 205L204 206L205 208H206ZM209 205H212V204H209ZM31 206H32V205H31ZM31 206H30V207H31ZM207 206H208V205H207ZM231 206H232V204H231ZM231 206H229V207H231ZM209 207H211V206H209ZM224 207H225V206H224ZM229 207H228V208H229ZM24 208H25V207H24ZM220 208H221V206H220ZM231 208H232V207H231ZM16 209H17V208H16ZM32 209H33V208H32ZM58 209H59V208H58ZM211 209H212V208H211ZM211 209H210V210H211ZM218 209H219V208H218ZM226 209H227V208H226ZM0 210H1V208H0ZM28 210H29V209H28ZM179 210H180V209H179ZM210 210H209V211H210ZM19 211H20V210H19ZM23 211H24V210H23ZM217 211H218V210H216L215 213H217ZM221 211H222V210H221ZM230 211L232 212V209H231ZM212 212H213V211H212ZM224 212H225V211H224ZM5 213H6V212H5ZM16 213H17V212H16ZM200 213H201V210H200ZM210 213H211V211H210ZM210 213H208V214H210ZM218 213H219V212H218ZM9 214H11V212H10ZM14 214H15V213H14ZM19 214H20V213H19ZM21 214H22V213H21ZM38 214H39V213H38ZM226 214H228V213H226ZM0 215H1V214H0ZM11 215H12V214H11ZM16 215H17V214H16ZM195 215H196V214H195ZM206 215H207V213H206ZM4 216H6V215H4ZM9 216H10V215H9ZM13 216H14V215H13ZM17 216H18V215H17ZM20 216H21V215H20ZM216 216H218V215H216ZM11 217H12V216H11ZM26 217H27V216H26ZM200 217H201V216H200ZM206 217H207V216H206ZM212 217H213V216H212ZM218 217H219V216H218ZM231 217H232V216H231ZM21 218H22V217H21ZM214 218H216V217H213V219H214ZM221 218H222V217H221ZM2 219H3V217H2ZM7 219H8V218H7ZM88 219H89V218H88ZM193 219H194V218H193ZM207 219H208V218H207ZM228 219H229V218H228ZM5 220H6V219H5ZM15 220H16V218H15ZM182 220H183V219H182ZM205 220H206V219H205ZM209 220H210V219H209ZM215 220H216V219H215ZM11 221H12V220H11ZM11 221H10V223H8V224L12 225V224H11ZM16 221H17V220H16ZM19 221H20V220H19ZM206 221H207V220H206ZM226 221H227V220H226ZM229 221H230V220H229ZM233 221H234V220H233ZM0 222H1V221H0ZM4 222H5V221H4ZM213 222H214V221H213ZM213 222H212V223H213ZM220 222H223V220H222V221L220 220ZM224 222H225V221H224ZM262 222H263V221H262ZM89 223H90V222H89ZM235 223H236V222H235ZM259 223H260V222H259ZM2 224H3V223H2ZM4 224H5V223H4ZM33 224H34V223H33ZM176 224H177V223H176ZM188 224H189V223H188ZM207 224H208V223H207ZM209 224H211V223H209ZM220 224H221V223H220ZM228 224H229V223H228ZM228 224H225V225H228ZM261 224H262V223H261ZM15 225H16V224H15ZM105 225H106V224H105ZM197 225H198V224H197ZM205 225H206V224H205ZM243 225H244V224H243ZM16 226H17V225H16ZM16 226H14V227H16ZM206 226H207V225H206ZM209 226H210V225H209ZM214 226H215V225H214ZM217 226H219V225H217ZM220 226H221V225H220ZM232 226H234V225L232 224ZM247 226H248V225H247ZM249 226H250V225H249ZM261 226H262V225H261ZM5 227H6V226H5ZM5 227H4V228H5ZM10 227H11V226H10ZM90 227H91V226H90ZM222 227H223V226H222ZM230 227H231V226H230ZM256 227H257V226H256ZM22 228H23V227H22ZM193 228H195V227L193 226ZM200 228H201V227H200ZM209 228H210V227H209ZM257 228H258V227H257ZM10 229H11V228H10ZM17 229H18V228H17ZM77 229H78V228H77ZM197 229H199V228H197ZM219 229H221V227H220ZM224 229H225V228H224ZM3 230H4V229H3ZM13 230H14V229H13ZM13 230H12V231H13ZM20 230H22V229L20 228ZM193 230H194V229H193ZM207 230H208V229H207ZM214 230H215V227H214ZM222 230H223V229H222ZM245 230H246V229H245ZM259 230H260V229H259ZM263 230H264V229H262V231H263ZM189 231H190V230H189ZM196 231H197V230H196ZM224 231H225V230H224ZM226 231H228V230H226ZM91 232H92V231H91ZM169 232H170V231H169ZM185 232H187V231H185ZM193 232H195V231H193ZM214 232H215V231H214ZM219 232H220V231H219ZM219 232H218V233H219ZM221 232H222V231H221ZM92 233H93V232H92ZM187 233H188V232H187ZM263 233H264V232H263ZM8 234H9V233H8ZM10 234H11V232H10ZM193 234H194V233H193ZM197 234H198V232H197ZM197 234H196V236H197ZM205 234H206V233H205ZM238 234H239V233H238ZM246 234H247V233H246ZM260 234H261V232H260ZM11 235H12V234H11ZM19 235H20V234H19ZM32 235H33V234H32ZM32 235H31V236H32ZM198 235L201 236V235H203V234H198ZM214 235H216V234H214ZM223 235H225V234L223 233ZM242 235H243V232H242ZM248 235H249V234H248ZM6 236H7V235H6ZM8 236H9V235H8ZM29 236H30V235H29ZM191 236H192V235H191ZM200 236H199V238H200ZM218 236H219V235H218ZM232 236H233V235H232ZM261 236H262V234H261ZM184 237H185V236H184ZM189 237H190V236H189ZM194 237H195V236H194ZM220 237H221V235H220ZM227 237H228V236H227ZM8 238H9V237H8ZM199 238H198V239H199ZM203 238H204V237H203ZM214 238H215V237H214ZM222 238L225 239L224 237H222ZM243 238H244V237H243ZM262 238H263V237H262ZM1 239H2V237H1ZM1 239H0V240H1ZM13 239H14V238H13ZM114 239H115V238H114ZM244 239H245V238H244ZM7 240H8V239H7ZM196 240H197V239H196ZM218 240H219V239H218ZM235 240H236V239H235ZM190 241H191V240H190ZM216 241H217V240H216ZM236 241H237V240H236ZM259 241H260V240H259ZM6 242H7V241H6ZM14 242H15V241H14ZM260 242H262V241H260ZM167 243H168V242H167ZM209 243H210V242H209ZM235 243H237V242H235ZM6 244H8V243H6ZM153 244H155V243H153ZM153 244H152V245H153ZM157 244H158V243H157ZM184 244H185V242H184ZM233 244H234V241H233ZM256 244H257V243H256ZM178 245H179V244H178ZM191 245H192V243H191ZM149 246H150V245H149ZM167 246H168V245H167ZM185 246H186V245H185ZM236 246H238V245H236ZM5 247H6V246H5ZM197 247H198V246H197ZM217 247H218V246H217ZM150 248H151V247H150ZM187 248H188V247H187ZM233 248H235V245H234ZM120 249H121V248H120ZM198 249H199V248H198ZM198 249H197V250H198ZM207 249H208V248H207ZM6 250H8V249H6ZM186 250H187V249H186ZM144 251H145V250H144ZM167 251H168V250H167ZM181 251H182V250H181ZM191 251H192V250H191ZM240 251L242 252V250H240ZM240 251H239V252H240ZM255 251H256V249H255ZM209 252H210V251H209ZM1 253H2V251H1ZM46 253H47V252H46ZM60 253H62V252L60 251ZM195 253H196V251H195ZM232 253H234V250H233ZM242 253H243V252H242ZM142 254H143V252H142ZM155 254H156V253H155ZM177 254H178V253H177ZM217 254H218V253H217ZM219 254H220V253H219ZM234 254H235V253H234ZM3 255H4V254H3ZM58 255H60V254L58 253ZM122 255H123V254H122ZM124 255H125V254H124ZM148 255H149V254H148ZM150 255H153V254L150 253ZM212 255H213V254H212ZM224 255H225V253H224ZM53 256H54V255H53ZM144 256H145V255H144ZM153 256H154V255H153ZM222 256H223V255H222ZM54 257H55V256H54ZM145 257H146V256H145ZM214 257H215V256H214ZM217 257H218V256H217ZM217 257H216V258H217ZM219 257H220V256H219ZM219 257H218V258H219ZM141 258H142V256H141ZM227 258H228V257H227ZM110 259H111V258H110ZM168 259H169V258H168ZM3 260H4V259H3ZM3 260H1L0 263H1ZM116 260H117V259H116ZM163 260H164V259H163ZM166 260H167V259H166ZM198 260H199V259H198ZM219 260H220V258H219ZM94 261H95V260H94ZM169 261H170V260H169ZM169 261H168V262H169ZM226 261L228 262L227 259H226ZM232 261H233V260H232ZM116 262H117V261H116ZM122 262H124V261H122ZM229 262H230V261H229ZM161 263H162V262H161ZM161 263H160V264H161ZM207 263H208V261H207ZM232 263H233V262H232ZM61 264H62V263H61ZM223 264H225V262H224Z\"/></svg>",
  "mask_w": 264,
  "mask_h": 264
}]
</instances>
